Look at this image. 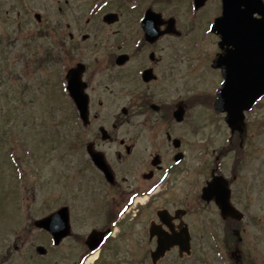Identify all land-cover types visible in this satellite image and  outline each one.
I'll return each instance as SVG.
<instances>
[{
    "label": "flooded vegetation",
    "instance_id": "flooded-vegetation-1",
    "mask_svg": "<svg viewBox=\"0 0 264 264\" xmlns=\"http://www.w3.org/2000/svg\"><path fill=\"white\" fill-rule=\"evenodd\" d=\"M52 14L58 19L54 43L36 44V52L32 44L26 45L28 73L32 65L36 74L47 72L38 88L47 91L52 102L54 90L61 91L68 70L75 69L89 104V123L84 124L72 102L67 155L61 140L55 139L51 145L53 153L58 152L53 160L58 165L52 171V182L58 187L53 210L65 205L64 190L76 195L68 203L71 235L58 245L60 254L65 255L68 247L74 254L77 246L74 264H78L92 254L86 241L92 231L99 230L106 234L98 258L105 249L110 255L98 264H127L129 257L121 261L120 256L127 255L121 248L128 239L141 247L129 264H194L197 260L208 264L199 250L198 238L217 241V232L208 228L199 234L193 216L200 208L188 203L160 207L157 200L172 189L175 180L176 184L190 177L193 110L200 108L213 114L226 75L245 71L216 65L232 47L224 45L222 36L213 30L215 21L223 15V1L58 0L57 11ZM255 18L260 20L261 16L256 14ZM45 36L47 32H40L36 38ZM30 40L33 42L32 36ZM261 103L246 113L244 134L251 125H260V117L249 123L248 115ZM61 109L55 105L47 109L48 117L58 115L56 130L63 125ZM28 124L31 126V121ZM237 135V131H231L228 144L209 166L210 176L224 170ZM95 154L102 158L106 172L94 160ZM36 195L35 190L26 188L24 200L35 204ZM142 198L146 202L138 204ZM48 200L52 199L46 194L40 204L47 208ZM79 204L86 208L75 215L74 208ZM203 206L215 207L219 214L215 203ZM162 210L167 211L164 224L159 215ZM47 214L45 211L43 216ZM85 219L93 227L80 233L77 225ZM226 224L235 232L236 222L229 219ZM41 231L52 240L46 230ZM182 231L191 236V253L177 246L154 262L158 232L174 236ZM238 262L240 258L236 257Z\"/></svg>",
    "mask_w": 264,
    "mask_h": 264
},
{
    "label": "rangeland",
    "instance_id": "rangeland-1",
    "mask_svg": "<svg viewBox=\"0 0 264 264\" xmlns=\"http://www.w3.org/2000/svg\"><path fill=\"white\" fill-rule=\"evenodd\" d=\"M29 8H25L24 13L21 15L20 10L24 8V4ZM58 0H0V262L1 264H43L45 260L50 264H74L77 260L75 253H78V247H75V253L73 254L68 247L67 254L60 255L58 251L49 256L48 259L40 258L34 253L33 248L42 243H45V238L41 232H39L33 225L32 221L39 219L44 212L54 209L57 205L55 189L53 191L52 184H46V176L43 171L41 175L37 173L33 164L27 162L32 167V171L35 176L28 178L29 188H32L36 181V186L40 185V194L36 195L39 202L44 200V196L51 192V199L48 200V207L36 206L24 209V205L21 203L19 197L21 196V188L26 186L23 181L22 174L18 170H13L10 163V157L14 159L16 156L12 151L18 152V144L15 136H19L20 140H23L28 145V150L36 156H40L43 159L44 151L51 142L49 136V130L47 126H44L43 131H46V137L41 141V136L37 130L34 137H27L26 131L29 130L28 126L23 124L26 120L33 122L35 118H43L45 116L46 107L48 104V98L45 96L41 99L39 94H33L32 97L41 105L36 110H29L27 104V98L22 94L20 90L25 85L27 78H24L25 71H28V67L25 64L26 61V45L30 36L35 35L37 32H47V36L38 40L41 42V46L54 43L52 36L55 31L56 22L55 15L52 13L57 11ZM40 12L44 18L39 23L34 15ZM46 12V14H45ZM51 13V14H50ZM65 21H68L67 19ZM34 44V43H33ZM34 44L32 49H36ZM35 51V50H34ZM65 72L68 68V64H64ZM34 67V65H32ZM47 72H44V75ZM39 77H44L42 72H39ZM31 78L34 80L35 77ZM31 86L32 83L29 79L28 82ZM20 85L22 87H20ZM11 91L15 88L16 91V106L14 101L10 98ZM198 88V85H197ZM25 101V102H24ZM26 103V105H25ZM53 103L55 107H61L63 113L70 112V101L67 98L65 89L61 91L54 90ZM18 107V110H17ZM36 107V104L32 105V108ZM39 107V105L37 106ZM36 107V108H37ZM26 109V110H22ZM195 109V108H193ZM27 111V113H26ZM70 114V113H69ZM210 113L206 110L197 108L193 110L191 116V165L192 172L189 179L177 182L174 185H170L172 189L167 193L160 194L158 198L159 206L191 204L192 208L197 209L193 216L194 226L199 230V234H202V230L207 232L208 228L216 230L218 242H211L209 239H204L199 236L198 242H200L199 250L203 252L208 264H235V243L236 237L231 236L229 241L225 238L223 240L226 228L225 223L218 215L216 208L212 206H203L206 204L201 199L202 188L205 186V177L208 178L210 172L209 166L213 163L218 155L221 146L223 145V139L228 135L227 127L221 123L213 121L209 118ZM261 118L260 125L253 124L249 127L246 134L242 135V140L247 143V147H243L244 152L239 151L237 147V139L233 142V149L235 154L229 152L227 158H225V168L223 174L230 175V170L235 165V171L238 174L231 186L233 193V204L244 214L245 218L237 224L238 228L237 236L240 238L239 255L241 257V264H264V102L258 107V109L251 115V119ZM68 115H64V127L62 128L64 138H66V131H70L66 126L71 122H66ZM75 120H73L74 122ZM40 123V122H38ZM57 123V120H56ZM36 124V123H35ZM52 128L55 126L52 123ZM64 129V130H63ZM35 131V130H34ZM26 136V138H25ZM238 136V135H237ZM26 139V140H25ZM30 139V140H29ZM211 141V149L208 150V157H206L204 150L200 142ZM34 152L31 151V148ZM217 151L212 154V150ZM190 152H188L189 155ZM48 156V155H47ZM205 159V160H204ZM236 163L239 162L236 166ZM206 166H203V162ZM54 163L51 162L50 166ZM45 161L43 160V165ZM36 167V166H35ZM27 166H25L26 170ZM50 174H51V170ZM187 175V174H186ZM210 178V177H209ZM51 179V178H48ZM64 190L63 203L66 205L73 200L76 195L74 191L66 192ZM32 192V191H31ZM45 193V195H44ZM84 204V203H82ZM53 205V206H52ZM70 205V204H69ZM207 205V204H206ZM39 210L37 211V207ZM77 205L74 208L73 214L76 215L77 211L85 210V205ZM46 208V209H45ZM81 208V209H80ZM203 208V209H202ZM45 209V210H44ZM26 212V214H25ZM41 215H40V213ZM40 215V216H38ZM29 218L31 220L29 221ZM82 225H77V230L80 233L88 232L93 225H89V222L85 219ZM87 221V222H86ZM28 226V227H27ZM230 233V232H229ZM232 233V232H231ZM230 233V234H231ZM15 235V236H14ZM21 237V241L26 240L28 236V242L26 244L27 252L31 255H24L20 252L15 253L12 261H8L6 254L10 251L14 242H21L17 240V237ZM238 239V238H237ZM232 240V243H231ZM225 242V244H224ZM198 244V243H197ZM217 244V245H216ZM216 245V246H215ZM122 250L127 251V255H121V261H124V256L127 258V264H129L131 257L138 256L135 251L141 252L138 243H132L130 239L122 244ZM198 251V250H197ZM222 257H219V253ZM110 253L107 249L102 253L101 258L96 260L94 264H98L104 257H109ZM226 257V258H225ZM25 262L22 263V260ZM135 262V261H134ZM167 264V263H166ZM194 264H201L200 260H197ZM205 264V263H204Z\"/></svg>",
    "mask_w": 264,
    "mask_h": 264
},
{
    "label": "water",
    "instance_id": "water-1",
    "mask_svg": "<svg viewBox=\"0 0 264 264\" xmlns=\"http://www.w3.org/2000/svg\"><path fill=\"white\" fill-rule=\"evenodd\" d=\"M259 4L258 0H253V3ZM252 0H224L225 3V17L228 19L239 18L245 23H249L250 29L248 31L247 40L240 39V44L234 40H227L228 43H234L237 50L233 55L229 57V60L232 61L231 67L234 69L238 66H241L242 60H251V59H260L262 58L264 62V26L261 24H256L255 27L251 24V17L256 12V8L251 4ZM257 7V5H255ZM241 21L240 25L244 26ZM247 32V31H246ZM241 30V37H245V33ZM232 36V35H231ZM227 85L231 88L234 85L233 74H227ZM76 80L70 78L69 81V90L70 93L77 102L82 107L84 99L82 98V92L79 93ZM244 84L248 86V90L240 89V92H245L244 98H240V105L238 106L237 111L229 109V122L231 125H236L242 119V111L250 107V105L260 96L264 94V76L260 77L257 73H252L251 76L243 79ZM243 82H239L242 85ZM84 107V105H83ZM203 198L210 201L214 199L219 205L222 215L224 218L232 217L237 220L242 218V214L233 208L231 205V192L228 188V183L221 177L215 178L211 183H209L208 188L204 189ZM37 225L44 226L49 229L57 238H61L68 233V214L67 209L58 212L55 215H52L47 221L38 222ZM161 237V235H160ZM189 240L184 239L183 236H177L172 238H161L159 240V247L157 251L153 254L155 259L162 257L165 252L172 247L173 245H180L181 250L189 251Z\"/></svg>",
    "mask_w": 264,
    "mask_h": 264
},
{
    "label": "bare ground",
    "instance_id": "bare-ground-1",
    "mask_svg": "<svg viewBox=\"0 0 264 264\" xmlns=\"http://www.w3.org/2000/svg\"><path fill=\"white\" fill-rule=\"evenodd\" d=\"M95 258H96V256H93L89 261H88V263H91L93 260H95ZM87 263V264H88Z\"/></svg>",
    "mask_w": 264,
    "mask_h": 264
}]
</instances>
